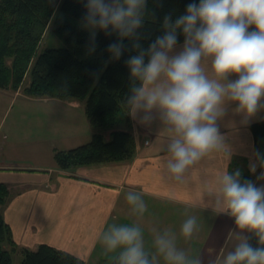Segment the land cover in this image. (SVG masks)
Here are the masks:
<instances>
[{"label": "crops", "instance_id": "obj_1", "mask_svg": "<svg viewBox=\"0 0 264 264\" xmlns=\"http://www.w3.org/2000/svg\"><path fill=\"white\" fill-rule=\"evenodd\" d=\"M183 45L184 41L177 44L170 54L182 51ZM211 61L202 57L201 66L209 79H216ZM0 95L21 96L27 105L20 109L32 119L22 135L15 133V125L5 130L0 123V183L9 192L0 211L19 249L35 250L47 243L82 258L85 264L109 263L118 252L106 250L103 233L112 224L126 223L142 229L144 251L152 256L153 264H168L154 243L156 235L165 231L175 237L177 249L189 260L221 264L222 257L234 250L236 236L247 238L251 232L238 228L224 210L221 181L226 171L231 174L240 168L252 175L257 187L264 186V179H258L264 166L256 155H264V141L257 147L251 130L254 122L264 119V98L262 107L250 117L236 111V102L225 99L216 123L228 151L212 150L177 179L167 167L171 134L159 109L152 110L148 124L131 118L129 128L137 148L132 159L62 169L55 163V150L86 143L95 132L84 102L6 90H0ZM112 130L100 129L106 138ZM22 144L26 148L21 152L17 146ZM22 153L31 157L19 156ZM253 164L255 172L250 171ZM129 193L143 199L147 210L142 216L127 202ZM189 218H195L196 226L185 239L181 227Z\"/></svg>", "mask_w": 264, "mask_h": 264}, {"label": "clouds", "instance_id": "obj_2", "mask_svg": "<svg viewBox=\"0 0 264 264\" xmlns=\"http://www.w3.org/2000/svg\"><path fill=\"white\" fill-rule=\"evenodd\" d=\"M146 5L147 0H86L82 24L91 30L90 50L95 48L96 30L111 28L120 37L134 35L143 24ZM253 25L255 29L250 31ZM164 27L170 30L146 52L140 51L127 61L133 81L127 104L130 117L140 124L150 123L153 109L161 111L171 134L167 167L179 179L212 150L228 151L216 123L223 114L221 104L225 99L236 102V111L249 117L262 107L264 0H199V4L189 3L186 14L174 24L166 16ZM177 29H182L185 37L183 50L170 54L178 42ZM122 47L110 44L108 51L119 57ZM202 57L212 58L216 79L205 75ZM230 74L238 78L231 80ZM256 155L264 166V155ZM255 170L251 165L250 171ZM258 179H264V172ZM221 183L224 210L234 217L238 228L255 233L259 244L253 247L246 237L237 235L234 250L222 257L221 264H264V186L242 181L239 169L231 174L226 171ZM126 199L140 216L146 212L138 194L129 193ZM195 226V218L187 219L181 227L182 236L190 238ZM102 242L108 252H118V264H150L142 229L136 224L110 225ZM154 243L156 252L168 264H201L178 250L175 237L168 231L156 235Z\"/></svg>", "mask_w": 264, "mask_h": 264}, {"label": "trees", "instance_id": "obj_3", "mask_svg": "<svg viewBox=\"0 0 264 264\" xmlns=\"http://www.w3.org/2000/svg\"><path fill=\"white\" fill-rule=\"evenodd\" d=\"M85 3L86 0H61L59 10L82 20L86 15ZM189 3L199 4V0H147L143 24L135 29L134 35L120 37L111 28L98 30L94 50H90L91 32L56 16L53 31L64 46L39 51L55 11L53 0H0V88L17 90L29 74L24 88L27 96L79 99L84 102L86 116L95 129L88 142L55 150L54 160L59 168L134 157L137 148L129 128L131 117L127 104L133 81L127 61L140 51L146 52L150 44L165 35L170 30L164 27L165 17L170 16L174 24L179 16L186 14ZM254 29V25L250 27L251 31ZM176 32L179 44L185 37L182 29ZM114 43L123 46L119 57L108 51V46ZM101 128H113L110 138L105 137ZM251 130L258 147L264 141V119L254 122ZM237 169L241 171L242 181L253 182L252 175L243 169L235 168L232 173ZM8 195L6 185L0 183V204L6 202ZM247 239L253 247L259 246L255 233L250 232ZM19 253L18 264H85L82 258L47 243L35 250L19 249L0 211V264H14ZM146 255L153 264L152 256ZM116 257L100 264H118Z\"/></svg>", "mask_w": 264, "mask_h": 264}, {"label": "rangeland", "instance_id": "obj_4", "mask_svg": "<svg viewBox=\"0 0 264 264\" xmlns=\"http://www.w3.org/2000/svg\"><path fill=\"white\" fill-rule=\"evenodd\" d=\"M55 4V11L53 12L52 17L50 18V24L48 26L47 31L45 32V35L42 39L39 51L44 50L45 48L48 47H60L64 46L63 41L56 36V34L53 31V20L54 17L56 16H61L64 19H67L74 23L75 25L91 32L90 29H87L83 27L82 20L73 17L70 14L64 13L59 10L60 2L61 0H53ZM98 30H96L97 33ZM24 83L21 85L20 88L17 90H12L11 88L4 89L0 88V90H6L9 91L10 93H16V94H24V88L29 82V74L25 76ZM27 105L24 100L22 99L21 96L16 97L13 99V96L7 95V96H2L0 95V123L2 122V126L5 130H7L9 127L14 126V130L16 134L22 135L25 132L26 125L32 120L31 116L28 112L21 110L23 106ZM11 133V132H10ZM11 139V137H10ZM44 142L41 141V144ZM26 147L22 145L17 146V149L21 151L22 149H25ZM5 151L4 153L8 152V145L4 147ZM22 152V151H21ZM19 156L25 157V158H30L31 154L29 153H22ZM18 254L15 255L14 258V264H18L19 260L21 259V255L17 256Z\"/></svg>", "mask_w": 264, "mask_h": 264}]
</instances>
